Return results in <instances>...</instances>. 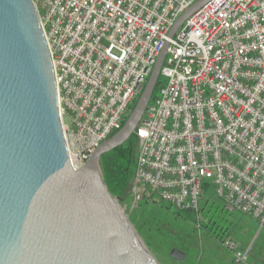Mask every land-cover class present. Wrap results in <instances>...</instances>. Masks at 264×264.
Masks as SVG:
<instances>
[{"label":"built area","instance_id":"1","mask_svg":"<svg viewBox=\"0 0 264 264\" xmlns=\"http://www.w3.org/2000/svg\"><path fill=\"white\" fill-rule=\"evenodd\" d=\"M32 0L54 66L73 168L122 126L168 43L158 94L135 129L134 205L198 211L218 199L264 227V0ZM207 180V182H206ZM236 264L248 249L224 239Z\"/></svg>","mask_w":264,"mask_h":264},{"label":"water","instance_id":"2","mask_svg":"<svg viewBox=\"0 0 264 264\" xmlns=\"http://www.w3.org/2000/svg\"><path fill=\"white\" fill-rule=\"evenodd\" d=\"M208 1L184 11L170 37ZM166 44L125 123L74 169L36 7L0 0V264H161L107 187L100 158L135 133ZM170 255L186 258L178 247Z\"/></svg>","mask_w":264,"mask_h":264},{"label":"rangeland","instance_id":"3","mask_svg":"<svg viewBox=\"0 0 264 264\" xmlns=\"http://www.w3.org/2000/svg\"><path fill=\"white\" fill-rule=\"evenodd\" d=\"M162 79L161 74L159 80ZM160 85H157L154 96ZM134 102L131 109L137 100ZM137 150L136 145V153ZM130 187L131 184L127 193L131 199L119 202L161 264H236L233 251L225 245L224 239L236 242L241 251L248 249L247 264H264V227H260L258 220L251 215L230 210L217 200L212 206L202 207L197 214L190 211L186 212L187 218H173L153 207L143 209L134 205ZM206 188L212 190L211 186ZM212 232L221 235L222 239L217 240ZM177 247L186 253L184 260L171 257L170 251Z\"/></svg>","mask_w":264,"mask_h":264},{"label":"trees","instance_id":"4","mask_svg":"<svg viewBox=\"0 0 264 264\" xmlns=\"http://www.w3.org/2000/svg\"><path fill=\"white\" fill-rule=\"evenodd\" d=\"M161 83L162 80L158 79V82L155 87H157V85ZM126 120L127 118L123 121L122 125L125 123ZM116 133L117 131L114 132L110 137H112ZM135 144L138 147L137 136L136 134H132L127 141L117 146V148L104 153L103 156L100 158V166H101L102 174L104 175L106 185L110 189L112 194L116 196L119 200H125L128 198L131 199L130 195H128L127 192L129 190L130 184L133 181L134 170L137 162L136 157L138 150L136 153ZM204 186H205L204 193L200 198L201 200L200 208L198 211H193L196 214L199 211H201V209H203L202 207H204L205 205L210 204L209 206H212L214 202H216L217 200L222 201L221 199H218L216 197L214 188L210 183ZM207 186H211L212 190H208L206 188ZM139 205L142 206L143 209L146 208L148 209V207H153L156 210H160L161 212L163 211L165 215H169L170 217L173 218H181V217L187 218L186 212H190V211H179L166 201L163 200L161 201L156 198H149V197L143 199L139 203ZM221 209H224V206ZM130 220L133 223L131 217ZM214 235L217 238V240L220 241L222 239L221 235L219 236L216 233H214Z\"/></svg>","mask_w":264,"mask_h":264}]
</instances>
